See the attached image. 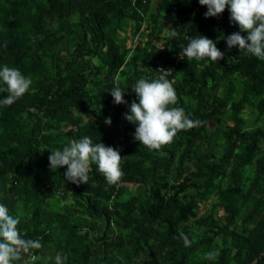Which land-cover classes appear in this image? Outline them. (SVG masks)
<instances>
[{"label":"trees","instance_id":"16d2710c","mask_svg":"<svg viewBox=\"0 0 264 264\" xmlns=\"http://www.w3.org/2000/svg\"><path fill=\"white\" fill-rule=\"evenodd\" d=\"M206 11L199 0H0V68L32 79L0 104V203L43 245L13 264H55L57 252L65 264H264V61L228 49L222 37L239 27L227 7ZM199 35L224 58L181 59ZM161 67L175 106L203 124L149 150L125 113L131 87ZM117 80L127 104L110 94ZM84 136L119 150L118 184L95 164L88 184L67 181V166L50 169V150Z\"/></svg>","mask_w":264,"mask_h":264},{"label":"clouds","instance_id":"9594fccd","mask_svg":"<svg viewBox=\"0 0 264 264\" xmlns=\"http://www.w3.org/2000/svg\"><path fill=\"white\" fill-rule=\"evenodd\" d=\"M199 4L207 6L204 13L206 18L221 15L227 7L230 22L239 27V31L222 37L228 49L238 46L240 52L244 51L264 61V0H199ZM178 35L175 29L168 33L169 38H176ZM224 55V52L217 48L216 42L204 35L189 39L187 45L179 52V57L181 59L186 57L188 61L207 59L219 62ZM157 70L160 74L156 78L149 80L141 77L131 87L138 102L133 100L129 111L125 113L126 120L136 125L134 140L149 150H160L171 143L179 131L190 130L203 124L199 119L189 118L182 107L175 106L178 97L173 86L174 81L167 78L169 73L165 68ZM0 83L6 86L3 91L8 93L0 100V104L10 106L28 92L32 79L18 68L5 65L0 68ZM124 92L119 81H114V86L110 89L114 103H128L124 100ZM111 122L110 117L105 119L106 124L110 125ZM50 153L48 157L50 169L55 172L67 166L63 173L64 177L77 185L88 184L93 164L110 185L118 184L123 176L121 169L123 157L119 150L102 142L93 143L88 136L73 139L62 150L58 148L50 150ZM20 219L19 215H11L9 208L0 203V264L21 261L25 255L31 256L33 250L43 247L39 239L22 237L18 229ZM179 238L183 240L185 247L191 246V241L183 232H180ZM218 255V251L212 250L204 253V259L214 260ZM66 259L67 257L60 252L54 257L55 264H65ZM24 264H28V261H24Z\"/></svg>","mask_w":264,"mask_h":264},{"label":"rangeland","instance_id":"374dc122","mask_svg":"<svg viewBox=\"0 0 264 264\" xmlns=\"http://www.w3.org/2000/svg\"><path fill=\"white\" fill-rule=\"evenodd\" d=\"M135 39V40H134ZM134 39L133 38H131V39H129V44H132V41L134 40L135 42L133 43V44H138V43H141V41H142V39L140 38V37H134ZM246 116H248V114L246 115ZM255 119V116L254 115H252L251 116V120H254ZM204 210V209H203ZM203 212V211H202Z\"/></svg>","mask_w":264,"mask_h":264}]
</instances>
